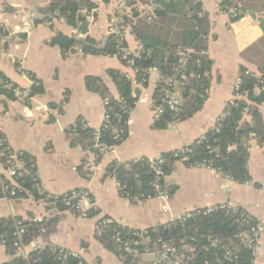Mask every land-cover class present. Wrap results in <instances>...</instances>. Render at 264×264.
Here are the masks:
<instances>
[{
  "label": "crops",
  "instance_id": "crops-1",
  "mask_svg": "<svg viewBox=\"0 0 264 264\" xmlns=\"http://www.w3.org/2000/svg\"><path fill=\"white\" fill-rule=\"evenodd\" d=\"M92 1L98 8L95 15L82 12L87 19V34H83L63 19L44 13L51 0H0V26L6 34L0 37V73L23 90H30L34 84L30 73L44 89L43 94L30 100L0 96V136L13 151L35 159L36 176L45 194L54 197L73 191L88 194L83 207L87 217L71 210L49 209L46 202L32 195L22 199L11 195L2 198L0 219H20L26 224L54 219L31 243L23 245L19 253L28 256L47 247L72 252L84 249L82 258L86 264H125L117 252L108 250L96 239L98 221L104 217L123 228L141 232L173 222L195 209L231 203L254 222H264V142L256 139L249 143L247 167L251 180L245 184L217 175L208 168H192L179 160L164 180L167 191L174 189L172 195L165 193V197L136 199L132 203L120 194L115 178L107 174L113 162L157 160L205 136L232 103L235 85L243 70L264 80V0H230L233 7L242 8V15L235 19L222 10L221 0H197L211 23L206 52L212 62L211 88L203 108L185 122L174 123L164 130L154 129L157 119L154 94L161 75L151 70L146 87L133 85L140 95L129 118L128 138L102 157L84 150L81 145H71L72 135L67 134L78 119L95 130L104 124L106 100L86 88L85 78L102 77L109 93L117 97L106 71L120 70L132 80L135 77L115 56L84 55L76 47L65 59L58 47L48 44L56 34L62 33L78 40L89 36L104 45L112 34V27L115 32L122 30L128 52L136 55L141 46L131 26L119 27L120 17L131 15L127 0H110L108 4ZM153 1L137 0L141 17L151 18ZM48 17L50 21L43 22ZM112 20L116 23L112 24ZM259 110L264 130V103ZM243 122L254 123L248 112ZM92 209L97 214L88 217ZM145 254L138 260L150 264L155 253ZM12 259L0 244V264ZM256 263L264 264V232Z\"/></svg>",
  "mask_w": 264,
  "mask_h": 264
},
{
  "label": "trees",
  "instance_id": "trees-1",
  "mask_svg": "<svg viewBox=\"0 0 264 264\" xmlns=\"http://www.w3.org/2000/svg\"><path fill=\"white\" fill-rule=\"evenodd\" d=\"M102 1L104 4L110 2V0ZM153 4L156 8L149 19L148 16H140L139 9L136 8L137 0H127V6L131 8V15L120 17L119 27L131 26L132 34L141 46L138 56L131 54L127 57L133 59V67L140 71L136 76L138 84L142 87L148 85L151 70H157L161 75L154 94L156 105L160 104L163 91L166 89V80L172 79L180 82V95L183 100L180 112L174 114L165 110L153 125L154 129L164 130L174 123L191 119L203 108L208 99L211 88L212 62L206 52L211 23L208 15L203 12L202 4L197 0H154ZM231 6L230 0H221V7L224 12ZM97 8V4L92 0H51L44 13L61 18L68 26L75 29L79 28L83 34H87V19L82 12L85 10L95 15L94 11ZM49 21V17L43 20V22ZM120 31L119 35H122ZM5 35L0 26V37ZM119 35L110 34L106 43L100 45L89 36L83 40H78L75 37L58 33L48 44L52 47H58L65 59L77 47L84 55L115 56L124 65H127V61L123 58L124 54L120 50L127 45L124 40L120 39ZM184 49H190L193 52L189 55L184 67L178 69L180 53ZM28 74L34 79V84L29 90L30 97L27 99L30 100L36 95L43 94L44 89L38 80L30 73ZM241 74L243 77L241 91L246 98L229 104L226 109L228 114L220 127L208 131L204 140L186 146L189 150L182 158H186L185 163L189 166L204 160L211 161L215 168L220 169L234 182L245 184L251 180L247 167L249 143L252 139L258 140L259 143L264 142V130L259 110L260 105L264 103V82L261 83L251 74L245 75V70ZM106 75L114 84L117 97L109 93L102 77H86L85 86L90 92L101 96L104 101H108V105L105 106V111L110 116L108 127L105 128L103 124L99 130H95L78 119L67 130V134L72 135L71 145H81L84 150H89L99 157H102L103 154L96 147L97 144L110 151L120 146L128 138L129 118L140 95L139 91L133 88L132 80L120 70L109 69L106 71ZM0 78L4 82L10 81L1 73ZM1 95H5L9 99L16 98L12 91L5 89L0 84ZM66 101H68V96ZM246 109L253 118V124L243 122ZM97 135L98 139H96ZM2 140L7 144L4 137L0 136V141ZM5 146H1L2 152L0 154V165L3 166L4 170L9 167L6 162L10 156V152L6 151ZM20 154V158L26 162L23 172L21 171L13 178H8L0 169L2 172H0V200L5 196H10L12 191L16 193L14 197L16 199L26 198L28 195H32L37 200L45 198L44 195H39L36 192V182L32 178V176H36L35 159L26 153ZM162 157L164 159L162 164H159L158 160H149L148 158H140L128 163L113 162L108 166L107 174L115 178L119 184L120 194L124 198L130 199L132 203L136 199L147 201L149 198H156L161 192L172 195L174 189L170 188L167 191L164 180L172 174L174 163L179 159L174 158L173 153L164 154ZM159 169L163 171L164 178L159 179L157 175ZM45 202L49 209L71 210L77 215L80 214L79 211L66 207L62 198L57 200L46 199ZM96 214L97 211L92 209L88 212V217H94ZM237 220V215L217 212L208 217L190 220L184 226L179 221L169 222L148 229L147 234L152 241L147 246L143 244L133 246V250H137L141 255L149 249L157 251L160 248L157 238L173 240L181 248L180 242L184 240L195 248L189 264H221L227 250L239 243L235 236L243 230V227L237 223ZM19 221L21 220L0 219V244L4 242L8 253L13 257L11 261L5 264H80L78 260L72 258L60 260L58 254L53 251L54 248L49 247L36 250L28 256L20 254V249L14 247L16 241L14 233L16 223ZM52 222L54 219L41 223H25L26 233L22 238V244L31 243ZM252 222L255 223L253 220ZM118 232L121 233L124 241L129 239L139 241L134 236L139 231L123 228L113 220L97 232L96 239L108 250L119 254V244L114 239ZM250 257V252L242 248L238 254V264H249ZM126 263L140 264L133 255L128 256Z\"/></svg>",
  "mask_w": 264,
  "mask_h": 264
},
{
  "label": "built area",
  "instance_id": "built-area-1",
  "mask_svg": "<svg viewBox=\"0 0 264 264\" xmlns=\"http://www.w3.org/2000/svg\"><path fill=\"white\" fill-rule=\"evenodd\" d=\"M118 1L121 2L123 0H118ZM226 12L232 19L239 18L242 15V8L241 6H237V7L232 6L228 8ZM111 22L112 24H114L116 23V20H112ZM110 33H115L117 35L120 34L119 31L115 32L114 28L112 27H111ZM119 36H120V39L123 40L122 35H119ZM120 50L124 54L123 58L124 60L127 61V66L131 69L135 77L133 80L131 79L132 84L136 86L138 85L136 76L137 74L140 73V71L133 67L134 65L133 59L127 58L128 56L131 55L128 52L127 47L123 46ZM192 52L193 51L190 49H184L181 51L180 65L178 69L184 67L185 63L188 60L189 55ZM138 55H139V52L134 56H138ZM245 75H250V73L246 72ZM262 79L263 78L260 79L261 83L264 82V80ZM0 84L3 85L5 89L12 91L18 98L29 99L30 97L29 90H23L19 88L18 86H15V84L12 83L11 81L4 82L0 78ZM242 84H243V77L241 76L236 82L235 93H234V98H233L232 103H234V101L236 100L244 99V95L241 91ZM165 85H166V89L163 91V96L160 100V104L156 105L154 103V107H153L155 116L157 119L165 112V110L173 112L174 114H178L183 105L182 97L180 94H178V90H180V86H181L180 82L178 80L169 79L165 81ZM107 105H108V101H105V106ZM246 112H247V109L245 110V113ZM227 114L228 113L225 111V113L217 121L215 128L218 129L220 127V124L226 118ZM109 119H110V116L107 114V112H105V120H104L105 128L108 127ZM204 138L205 136H203L201 139L197 141H200V140L202 141L204 140ZM96 139H98V135L96 136ZM3 145L4 146L6 145L5 146L6 151L10 152L9 159L6 162V164H8L9 167L5 170L3 169L4 170L3 172L8 178H13L14 176L20 174L21 171L22 172L24 171L23 168L26 165V162H24V160L20 158V155H21L20 153L13 151L8 144H5V141L3 140L0 141V154L2 152L1 146ZM96 147L100 150L101 154H105L106 152L109 151L107 148L102 147L100 144H97ZM188 150L189 149H187L186 147L180 150H177L173 152V157L179 159L180 161H185L186 158H182V156L186 152H188ZM157 160L159 164H162L164 162V159L162 156ZM190 167L208 168L212 170L213 172H215V174L217 175H224L220 169H217L213 166V163L211 161L204 160L202 162L192 164L190 165ZM1 168H3L2 165H0V169ZM157 175L159 176V179L164 178V173L161 169L157 170ZM32 178H33V181L36 182V185H35L36 192L39 195H44L45 198L42 199L44 202L46 199L57 200L58 198H62V202L66 207L79 211L81 215H83L84 217H87V213L83 211L85 200L88 198L87 193L73 191V192H70L68 194H65L59 197L50 196L44 193L43 189L41 188L40 183L38 182L37 177L34 175L32 176ZM15 195L16 193L12 191L11 196L14 197ZM157 197H165V192H161L160 195ZM149 199H152V198H149ZM166 211L167 210L165 209V212ZM217 212H224L229 215H237L238 216L237 223L240 224L241 227H243V230H241L235 236V239L238 240L239 242L238 245L230 247L227 250L225 254V258L221 264H238V254L242 248L247 249L251 254L249 264H257L256 258L260 251V240L264 232V222L253 223L250 216L242 212V210L236 205L227 203V204H223V205L215 206V207L195 209V210L185 213L184 215L178 217L174 221H179V223L182 224V226H184L185 223L190 220H196L197 218L208 217ZM109 223H111L110 219L103 218L102 220L99 221L97 225V230L100 231L102 227H105ZM25 233H26L25 223L23 221L17 222L16 230L14 233V237L16 239L14 243V247H17L18 249H21L23 247L22 238ZM134 236L137 237L139 241L131 240V239L124 241L122 240V236L120 232H118L114 237L115 241H117L119 244L118 256L125 262V264H127L126 260L129 255H133L134 258L136 259L140 258L141 254H139L137 250H133V246H136L138 244L140 245L143 244L147 246L152 241L150 236L147 234V230L136 233L134 234ZM157 243L160 245V248L157 251H154L151 249L146 250V253H152V252L155 253V258L150 264H189V260L195 252V248L191 244H187L184 240L180 242L181 248H179V246L176 245L173 240H164L163 238H157ZM1 244L4 245V242ZM53 251H55L58 254V258L60 260L72 258V259L78 260L80 264H86L82 258V253L84 252V249H82L81 251L72 252V251H67V250L56 247L53 249Z\"/></svg>",
  "mask_w": 264,
  "mask_h": 264
},
{
  "label": "rangeland",
  "instance_id": "rangeland-1",
  "mask_svg": "<svg viewBox=\"0 0 264 264\" xmlns=\"http://www.w3.org/2000/svg\"><path fill=\"white\" fill-rule=\"evenodd\" d=\"M153 6H155V4H153ZM153 6H152V7H153ZM155 8H156V6H155ZM155 8H154V9H155ZM180 93H181V91H180V90H178V94H180ZM145 255H146V254H145ZM148 258H149V259H151V258H152V256H149Z\"/></svg>",
  "mask_w": 264,
  "mask_h": 264
}]
</instances>
